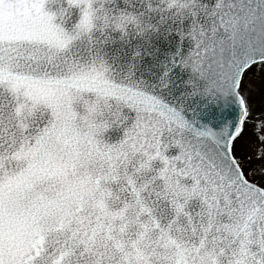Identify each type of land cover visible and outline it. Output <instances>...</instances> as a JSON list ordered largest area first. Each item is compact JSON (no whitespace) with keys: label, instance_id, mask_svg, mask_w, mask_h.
<instances>
[{"label":"snow or ice","instance_id":"snow-or-ice-1","mask_svg":"<svg viewBox=\"0 0 264 264\" xmlns=\"http://www.w3.org/2000/svg\"><path fill=\"white\" fill-rule=\"evenodd\" d=\"M0 264H264V0H0Z\"/></svg>","mask_w":264,"mask_h":264}]
</instances>
